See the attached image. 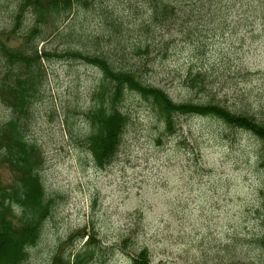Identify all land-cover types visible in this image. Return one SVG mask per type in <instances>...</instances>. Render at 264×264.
<instances>
[{
  "label": "rangeland",
  "instance_id": "rangeland-1",
  "mask_svg": "<svg viewBox=\"0 0 264 264\" xmlns=\"http://www.w3.org/2000/svg\"><path fill=\"white\" fill-rule=\"evenodd\" d=\"M18 5L0 0V130L14 119L1 90L2 49L24 47L32 27L28 15L14 28ZM218 11L197 43L175 26L147 29L143 3L90 0L51 29L39 51L104 54L134 66L175 103H214L264 124V0H223ZM148 44L150 54L135 55ZM44 68L41 94L21 123L42 152L40 176L54 204L22 264H72L78 255L85 264H132L143 250L151 264H264V145L255 136L198 116L175 117L169 135L151 104L130 93L120 106L129 119L122 145L100 168L85 145L100 71L63 60ZM18 177L0 160L3 187ZM93 237L97 244L87 247Z\"/></svg>",
  "mask_w": 264,
  "mask_h": 264
},
{
  "label": "trees",
  "instance_id": "trees-1",
  "mask_svg": "<svg viewBox=\"0 0 264 264\" xmlns=\"http://www.w3.org/2000/svg\"><path fill=\"white\" fill-rule=\"evenodd\" d=\"M90 0H19L15 29L31 16L32 27L24 35L22 48L2 51L7 71L1 90L12 100L14 119L0 130V160L7 162L19 175L11 189L0 184V264H22L28 259V249L40 239L44 222L50 216L54 201L49 199L40 170L43 156L40 148L26 139L22 121L41 94L46 81L44 62L52 60L80 61L97 68L101 83L93 94L96 106L86 114L92 127L85 145L100 168L111 164L122 145L129 119L120 109L127 96L137 94L148 101L158 113L169 135L175 131V117L198 116L220 120L225 125L244 130L264 145V124L254 118L232 113L214 103H175L162 89L145 83L134 66L118 67L104 54H87L68 49L64 52L39 51L47 33L69 21L70 14L79 6L89 5ZM149 8L147 29L175 26L188 42H203L209 37L210 25L216 21L215 13L223 0H135ZM214 17V18H213ZM150 32V31H149ZM38 39L37 44L33 41ZM150 44L137 48L135 55L150 54ZM264 211V197L262 198ZM19 216L15 220V213ZM97 244L94 237L87 244ZM264 247V239L261 240ZM70 264V263H68ZM72 264H85L78 255ZM132 264H151L149 253L143 250Z\"/></svg>",
  "mask_w": 264,
  "mask_h": 264
}]
</instances>
